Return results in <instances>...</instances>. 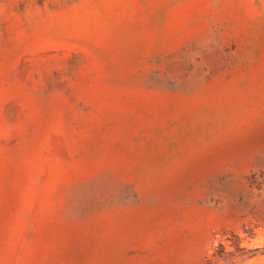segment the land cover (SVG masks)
Wrapping results in <instances>:
<instances>
[{
  "label": "rangeland",
  "instance_id": "1",
  "mask_svg": "<svg viewBox=\"0 0 264 264\" xmlns=\"http://www.w3.org/2000/svg\"><path fill=\"white\" fill-rule=\"evenodd\" d=\"M0 264H264V0H0Z\"/></svg>",
  "mask_w": 264,
  "mask_h": 264
}]
</instances>
